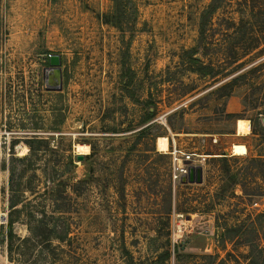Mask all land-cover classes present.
I'll return each mask as SVG.
<instances>
[{
    "label": "rangeland",
    "instance_id": "374dc122",
    "mask_svg": "<svg viewBox=\"0 0 264 264\" xmlns=\"http://www.w3.org/2000/svg\"><path fill=\"white\" fill-rule=\"evenodd\" d=\"M131 1L117 28L113 0H0V264H249L264 250V0H225L202 26L211 0ZM49 54L60 91L45 89ZM233 125L244 143L226 156L193 134ZM168 139L207 156L201 184H171ZM10 219L20 239L33 219L70 234L13 260Z\"/></svg>",
    "mask_w": 264,
    "mask_h": 264
},
{
    "label": "trees",
    "instance_id": "16d2710c",
    "mask_svg": "<svg viewBox=\"0 0 264 264\" xmlns=\"http://www.w3.org/2000/svg\"><path fill=\"white\" fill-rule=\"evenodd\" d=\"M225 2V0H211V3L209 4V8L206 12H204L201 16V26L205 24L207 21V18L211 16V14L214 12L215 9L218 8L219 4H222ZM114 4V10L113 15L114 17H110L107 22H110L111 24L115 25L117 28H123L122 26V18L127 13H134L135 8L132 7V1L131 0H113ZM202 34V32H201ZM203 37V35H201ZM257 39V38H256ZM48 56V55H47ZM46 56V61L47 60ZM42 125H34V129L39 130L41 129ZM30 151H33L34 149L29 146ZM223 159H226L225 157ZM10 177H12L13 170L10 169ZM13 178H11V187L13 186ZM18 206V203L12 202L11 209L13 213H18L19 210L16 209ZM14 224L13 219H10L8 221V233L4 237V241L7 242V253L8 257L10 259L14 260V256H22L24 258H27L33 249L39 248L42 249L40 251V254H42L45 258L49 257L48 250L53 248L52 241L58 240L59 242H63V236L66 235L68 238L70 234V225L64 223V228L62 229V236L60 235L57 237L56 230L58 229L56 224H52L48 226L47 222H43V220H35L33 219L31 223H29L28 226V232L29 235L23 239L15 237V234L12 231V225ZM254 260L250 261L249 264H264V250L259 246H255L253 250ZM29 262V259L27 260V263Z\"/></svg>",
    "mask_w": 264,
    "mask_h": 264
},
{
    "label": "built area",
    "instance_id": "2783aa9c",
    "mask_svg": "<svg viewBox=\"0 0 264 264\" xmlns=\"http://www.w3.org/2000/svg\"><path fill=\"white\" fill-rule=\"evenodd\" d=\"M164 116L162 117L163 119ZM212 142L215 143L216 139L213 138ZM166 153L169 156V180L174 186L184 185L182 180L187 177L190 167H201L207 157L204 153L183 150L176 144L174 139L172 141L168 139V150Z\"/></svg>",
    "mask_w": 264,
    "mask_h": 264
},
{
    "label": "water",
    "instance_id": "95a60500",
    "mask_svg": "<svg viewBox=\"0 0 264 264\" xmlns=\"http://www.w3.org/2000/svg\"><path fill=\"white\" fill-rule=\"evenodd\" d=\"M47 67L43 71V80L47 91H60L62 88L61 58L57 54L47 56ZM84 155H76L77 161H82ZM203 181L202 167H190L188 175L182 180V184H201Z\"/></svg>",
    "mask_w": 264,
    "mask_h": 264
},
{
    "label": "crops",
    "instance_id": "0c3cea01",
    "mask_svg": "<svg viewBox=\"0 0 264 264\" xmlns=\"http://www.w3.org/2000/svg\"><path fill=\"white\" fill-rule=\"evenodd\" d=\"M234 106L232 101H228L227 103V112ZM237 106V105H236ZM232 112V111H230ZM211 123L213 122L212 120ZM198 136V138H202V141L205 143L207 141L208 136H212L216 139V142L213 143L211 139V144H213L210 148L212 152H216L214 154H218L219 156H226L222 154H231V149L233 145H243V137L235 135V126L233 125L231 129L227 133H207V132H197L193 133ZM249 135V134H248ZM247 136V135H246Z\"/></svg>",
    "mask_w": 264,
    "mask_h": 264
},
{
    "label": "bare ground",
    "instance_id": "6f19581e",
    "mask_svg": "<svg viewBox=\"0 0 264 264\" xmlns=\"http://www.w3.org/2000/svg\"><path fill=\"white\" fill-rule=\"evenodd\" d=\"M250 133L249 122L247 120H240L239 122V134L246 136Z\"/></svg>",
    "mask_w": 264,
    "mask_h": 264
}]
</instances>
